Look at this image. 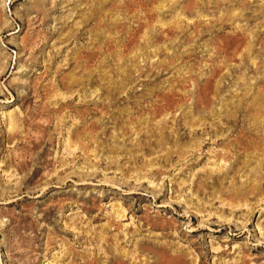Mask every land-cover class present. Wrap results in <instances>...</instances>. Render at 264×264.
Segmentation results:
<instances>
[{
  "label": "rangeland",
  "instance_id": "374dc122",
  "mask_svg": "<svg viewBox=\"0 0 264 264\" xmlns=\"http://www.w3.org/2000/svg\"><path fill=\"white\" fill-rule=\"evenodd\" d=\"M263 128L264 0H0V264H264Z\"/></svg>",
  "mask_w": 264,
  "mask_h": 264
},
{
  "label": "bare ground",
  "instance_id": "6f19581e",
  "mask_svg": "<svg viewBox=\"0 0 264 264\" xmlns=\"http://www.w3.org/2000/svg\"><path fill=\"white\" fill-rule=\"evenodd\" d=\"M128 1V0H127ZM133 3H141V2H144V0H131ZM112 3V2H111ZM124 3H126V2H124ZM131 4V3H130ZM140 5V4H139ZM144 6H146L145 5V3L143 4ZM149 6V4L147 5V7ZM115 7V6H114ZM146 8V7H145ZM148 9V8H147ZM150 9V8H149ZM139 10V9H138ZM144 10H146V9H144ZM149 11H151V10H149ZM131 12V11H130ZM150 14H152V13H150ZM126 15V14H125ZM144 15H146V14H144ZM153 15V14H152ZM151 16V15H150ZM149 19V18H148ZM143 20V19H142ZM124 22V21H123ZM136 24V23H135ZM122 26V25H121ZM145 28V27H144ZM138 29V28H137ZM163 32V31H162ZM122 34V33H121ZM148 34V33H147ZM143 35V34H142ZM128 37H129V35H128ZM115 38H117V37H115ZM124 39V38H123ZM144 40V39H143ZM142 43V42H141ZM148 44V43H147ZM119 49V48H118ZM135 66V65H134ZM129 85V84H128ZM257 90V89H256ZM258 94V93H257ZM165 101V100H164ZM166 102V101H165ZM168 102V101H167ZM166 102V103H167ZM245 106V105H244ZM251 119V118H250ZM259 119H261V118H259ZM195 120V119H194ZM242 120V119H241ZM249 122V121H248ZM260 122V121H259ZM177 124V123H176ZM263 125V124H262ZM199 127V126H198ZM247 127H248V125H247ZM253 127V126H252ZM249 128H251V127H249ZM264 129V128H263ZM251 131H253L252 129H251ZM260 131V130H259ZM261 131H264V130H261ZM246 132V131H245ZM250 133V132H249ZM263 136H264V134H263ZM262 136V137H263ZM249 137H250V135H249ZM259 138V137H258ZM264 138V137H263ZM262 138V139H263ZM251 139H253L252 137H251ZM255 140V139H254ZM253 140V141H254ZM253 141H250L249 140V138H247L246 137V135L245 136H242V137H240V138H238L237 140H236V142L235 143H233V142H231L228 138H226V139H223V140H220V144H223V145H225L226 147H231V146H234V148L235 149H237V148H240V149H244V151H249V148H250V146L253 144ZM245 145V147L243 148V146ZM253 147V146H252ZM227 149V148H226ZM230 149V148H229ZM234 149V150H235ZM232 150V149H231ZM229 151V150H228ZM239 151V150H238ZM226 152V151H225ZM225 157H228V155H227V153H222V152H220V153H218L217 155H216V158H218V159H223V158H225ZM230 157V156H229ZM232 157V160H234L233 161V163L232 164H236V163H238L239 161V156H231ZM227 160V159H226ZM225 162V161H224ZM228 162H230V161H228ZM228 162H226V163H228ZM232 164L230 165V168H227V170H226V174H228L229 172H230V169H231V167H232ZM224 167V166H223ZM226 168V167H225ZM232 172V171H231ZM174 262V261H173ZM172 263V262H171ZM170 263V264H171ZM174 264V263H173ZM175 264H176V261H175Z\"/></svg>",
  "mask_w": 264,
  "mask_h": 264
}]
</instances>
